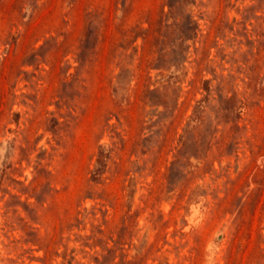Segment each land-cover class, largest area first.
<instances>
[{"label": "rangeland", "instance_id": "rangeland-1", "mask_svg": "<svg viewBox=\"0 0 264 264\" xmlns=\"http://www.w3.org/2000/svg\"><path fill=\"white\" fill-rule=\"evenodd\" d=\"M0 264H264V0H0Z\"/></svg>", "mask_w": 264, "mask_h": 264}]
</instances>
